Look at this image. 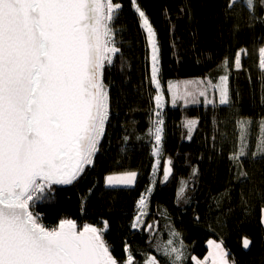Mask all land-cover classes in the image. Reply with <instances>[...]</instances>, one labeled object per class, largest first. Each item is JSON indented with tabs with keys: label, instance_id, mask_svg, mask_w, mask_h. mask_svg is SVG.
<instances>
[{
	"label": "trees",
	"instance_id": "trees-1",
	"mask_svg": "<svg viewBox=\"0 0 264 264\" xmlns=\"http://www.w3.org/2000/svg\"><path fill=\"white\" fill-rule=\"evenodd\" d=\"M115 2L122 6L115 20L120 52L103 73L110 109L99 151L73 184L53 185L47 198L35 201L30 210L48 226L72 219L78 229L86 224L102 228L107 221L104 238L121 264L128 256L126 246L138 264H145L147 257L168 264L162 246L173 230L179 233L176 246L180 240L184 244L180 264H195L192 257L204 260L210 240L223 241L228 258L237 264H264V159L251 157L258 125L264 121V69L258 66V52L264 46V5L261 0H255L253 9L243 0H136L156 33L158 77L166 104L162 154L148 214L143 227L132 230L136 203L149 185L154 144L149 129L156 90L135 6L132 0ZM241 50L245 51L237 69L234 59ZM224 75L228 104L170 105V83L196 79L216 83ZM187 119L198 122L191 139L184 126ZM241 120L252 125L249 155L238 163L230 156L239 149ZM166 166L171 172L165 181ZM129 171L137 173L132 186L105 185L107 176ZM149 224L154 226L151 231ZM244 238L251 241L247 249Z\"/></svg>",
	"mask_w": 264,
	"mask_h": 264
},
{
	"label": "snow or ice",
	"instance_id": "snow-or-ice-1",
	"mask_svg": "<svg viewBox=\"0 0 264 264\" xmlns=\"http://www.w3.org/2000/svg\"><path fill=\"white\" fill-rule=\"evenodd\" d=\"M132 3L152 49L151 82L159 89L156 33L136 0ZM246 4L253 9L255 0H246ZM121 7L115 0H0V264H121L104 238L107 221L102 228L86 224L78 229L75 220L63 219L57 227L48 228L30 210L35 201L47 198L53 185L73 184L99 151L110 109L103 73L120 52L115 20ZM241 52L234 59L237 69ZM259 57L264 68V47L259 49ZM227 64L225 60L224 66ZM227 81L224 75L217 84L211 80L180 82L183 87L170 83L168 91L173 105L178 100L198 103L199 97L212 104L207 96L211 87L219 92L223 105L229 103ZM155 103L157 109L162 108L159 93ZM155 115L149 133L155 139L154 155L159 156L164 121L159 111ZM197 123L195 119L184 122L189 139ZM237 124L239 149L230 159L239 163L249 155L252 122ZM259 132L257 144L264 146V121ZM258 155L264 159V150L251 152L253 159ZM170 172L171 167L166 166L165 181ZM136 177L135 171L109 175L106 184L131 185ZM186 186L182 185L178 198ZM137 207L141 212L132 222L134 229L141 227L146 215L143 195ZM146 227L151 231L154 226ZM170 237L162 246V255L168 264H180L185 258L183 241L176 246L179 233L174 230ZM250 243L244 238L243 247L247 249ZM208 245L205 261L192 257L195 264H206L209 258L211 264H230L223 241L210 240ZM125 251V264H138L127 246ZM145 264L162 262L147 257Z\"/></svg>",
	"mask_w": 264,
	"mask_h": 264
},
{
	"label": "rangeland",
	"instance_id": "rangeland-1",
	"mask_svg": "<svg viewBox=\"0 0 264 264\" xmlns=\"http://www.w3.org/2000/svg\"><path fill=\"white\" fill-rule=\"evenodd\" d=\"M236 1H239V0H231V2L233 3V2H236ZM244 2H245V4H246V0H243ZM247 5V4H246ZM264 47V46H263ZM241 54H242V52H241ZM258 57H259V52H258ZM259 59H260V57H259ZM149 65H150V63H149ZM106 66H108V65H106ZM258 66H259V68L260 69H264V68H262L261 66H260V63H259V61H258ZM236 68V67H235ZM158 76H159V73H158ZM196 80H205V81H208V80H206V79H196ZM217 83H219V80H218V82H216V83H213V84H217ZM172 85H178V86H180V87H183V85L182 84H180V83H175V84H172ZM156 90V89H155ZM160 94L161 96H162V108H160V109H156L155 108V104H154V108H155V112H154V114L157 112V110L161 113V118L163 119V111H164V108H165V104H166V99H165V97L163 96V94H162V89H161V86H160V88L159 89H157L156 90V95L157 94ZM169 96H170V105H173L172 104V97H171V93L169 92ZM207 96H208V99H210V100H213V103L212 104H214V103H216V105H222V104H220L219 103V92L218 91H216L215 89H213V88H208V92H207ZM181 104L182 106H188V105H196V104H198V103H203V104H205V105H210V104H207V103H205V98L204 97H199V102L198 103H185L183 100H178L177 102H176V104ZM157 119V117L154 115V120H156ZM260 125V124H259ZM259 125H258V130H257V132H256V135H255V142H256V144L254 145V147L256 148V151H260L262 148H263V146H261V145H258L257 144V138H258V136L260 135V132H259ZM162 140H163V138H162ZM161 148H160V155H159V163H158V165H157V167L155 168V171L153 170V173H151V171H152V167H151V170H150V173H149V177H148V179H149V185L147 186V188H149V187H151V191H150V193H149V196H148V198H147V200H146V204H147V202H148V199H149V197H150V195H151V193H152V191H153V188H154V184H155V181H156V178H157V174H158V170H159V165H160V158H161ZM118 175H120V174H118ZM113 176H116V175H113ZM105 184H106V180H105ZM133 184H131V185H121V184H116V185H107L106 184V186L107 187H129V186H132ZM147 188L145 189V191L144 192H147ZM143 192V193H144ZM142 193V194H143ZM141 194V195H142ZM144 195V194H143ZM141 197V196H140ZM143 211L144 212H146V215L148 214V212H147V207L146 208H144L143 209ZM140 212H141V209H135V216H134V219H135V217L138 215V214H140ZM146 215H144L143 217H142V219H143V224L141 225V227H139V228H136V229H134V228H132L131 227V229L132 230H140L142 227H143V225H144V219H145V216ZM132 225V224H131ZM207 257V256H206ZM205 259V258H204ZM229 261H230V264H232V262L234 261V263L235 264H237L236 263V260H234L233 258L232 259H230L229 258ZM201 262H204V260H201Z\"/></svg>",
	"mask_w": 264,
	"mask_h": 264
},
{
	"label": "bare ground",
	"instance_id": "bare-ground-1",
	"mask_svg": "<svg viewBox=\"0 0 264 264\" xmlns=\"http://www.w3.org/2000/svg\"><path fill=\"white\" fill-rule=\"evenodd\" d=\"M138 14V13H137ZM139 15V14H138ZM143 29V28H142ZM143 31L145 32V30L143 29ZM145 34H146V39H147V45H148V50H149V63H150V78H151V68H152V60H151V56H152V49H151V46H150V44L148 43V37H147V33L145 32ZM159 66V65H158ZM158 79H159V77H158ZM153 84V83H152ZM153 86H154V88L157 90V88L155 87V85L153 84ZM156 97V96H155ZM155 97H154V104H155V108H156V103H155ZM157 109V108H156ZM161 110V109H160ZM158 111V110H157ZM155 115V114H154ZM156 116V115H155ZM162 127H163V125H162ZM162 138H163V133H162ZM153 147H152V149H151V157H152V171H151V173H153V170H154V166H155V168L157 167V165H158V163H157V161H159V156H157V155H154V148L156 147V145H155V139H154V136H153ZM160 148H161V152H162V141H161V145L159 146ZM162 154V153H161ZM158 172H159V170H158ZM158 175V174H157ZM106 185V184H105ZM151 191V187H149V188H147V192H144L142 195L145 197V199L147 200V198H148V196H149V193H150V191ZM141 195V196H142ZM141 199V197L138 199V201ZM137 201V202H138ZM136 208L137 209H139L138 207H137V203H136ZM56 225V227L59 225V222L57 223V224H55Z\"/></svg>",
	"mask_w": 264,
	"mask_h": 264
},
{
	"label": "crops",
	"instance_id": "crops-1",
	"mask_svg": "<svg viewBox=\"0 0 264 264\" xmlns=\"http://www.w3.org/2000/svg\"><path fill=\"white\" fill-rule=\"evenodd\" d=\"M217 243H219V242H217ZM223 247H224V246H223ZM207 248H208V253H209L210 248H209L208 243H207ZM208 253H207V256H208ZM228 259H229V258H228ZM204 261H205V259H204ZM206 264H211V258L208 259V261L206 262Z\"/></svg>",
	"mask_w": 264,
	"mask_h": 264
},
{
	"label": "built area",
	"instance_id": "built-area-1",
	"mask_svg": "<svg viewBox=\"0 0 264 264\" xmlns=\"http://www.w3.org/2000/svg\"><path fill=\"white\" fill-rule=\"evenodd\" d=\"M40 223H42L43 225H45L46 227H48V228H53V227H56V225H51V226H48V225H46V224H44L42 221H39ZM235 264V263H234Z\"/></svg>",
	"mask_w": 264,
	"mask_h": 264
},
{
	"label": "water",
	"instance_id": "water-1",
	"mask_svg": "<svg viewBox=\"0 0 264 264\" xmlns=\"http://www.w3.org/2000/svg\"><path fill=\"white\" fill-rule=\"evenodd\" d=\"M136 11V10H135ZM137 13V12H136ZM138 15V14H137ZM60 186H64V185H60Z\"/></svg>",
	"mask_w": 264,
	"mask_h": 264
}]
</instances>
